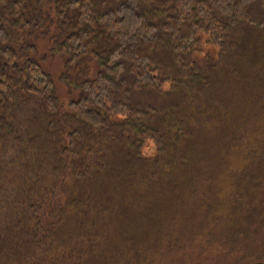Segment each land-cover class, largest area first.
I'll return each instance as SVG.
<instances>
[{"label": "trees", "instance_id": "16d2710c", "mask_svg": "<svg viewBox=\"0 0 264 264\" xmlns=\"http://www.w3.org/2000/svg\"><path fill=\"white\" fill-rule=\"evenodd\" d=\"M209 254L264 263V0H0V264Z\"/></svg>", "mask_w": 264, "mask_h": 264}, {"label": "rangeland", "instance_id": "374dc122", "mask_svg": "<svg viewBox=\"0 0 264 264\" xmlns=\"http://www.w3.org/2000/svg\"><path fill=\"white\" fill-rule=\"evenodd\" d=\"M205 49L207 50V53H211L212 56H214V57L218 56L217 50H213V49L210 50V49H208L207 46H206V48L204 47V50ZM43 51L45 52L46 49L44 48ZM45 68L48 72H50L57 79L64 72V64L62 63V61L60 59L49 60V62L45 64ZM59 87H60L62 100H64V102H66L68 100L67 89L63 85H60ZM148 145L149 146H147L145 148V151L147 153H150V152L152 153L153 144L148 143ZM196 232L199 233V230H196ZM215 259H216V256L214 254H209V255L203 256L199 259H195L194 262L198 263V264H212V263L214 264Z\"/></svg>", "mask_w": 264, "mask_h": 264}, {"label": "water", "instance_id": "95a60500", "mask_svg": "<svg viewBox=\"0 0 264 264\" xmlns=\"http://www.w3.org/2000/svg\"><path fill=\"white\" fill-rule=\"evenodd\" d=\"M253 264H264V263H262V262H255V263H253Z\"/></svg>", "mask_w": 264, "mask_h": 264}]
</instances>
